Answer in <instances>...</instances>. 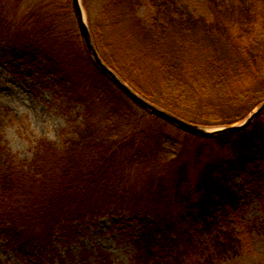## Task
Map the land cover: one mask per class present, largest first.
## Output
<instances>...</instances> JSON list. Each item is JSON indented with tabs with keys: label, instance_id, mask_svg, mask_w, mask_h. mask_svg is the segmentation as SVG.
I'll return each mask as SVG.
<instances>
[{
	"label": "trees",
	"instance_id": "trees-1",
	"mask_svg": "<svg viewBox=\"0 0 264 264\" xmlns=\"http://www.w3.org/2000/svg\"><path fill=\"white\" fill-rule=\"evenodd\" d=\"M187 2L101 0L96 19L87 17L94 46L159 108L208 127L237 123L264 101V0H203L200 14ZM17 5L0 0L3 56L54 75L81 106V122L60 146L38 138L29 158L0 144L5 246L26 264H76L57 248V235L128 217L138 228L129 264H228L241 256L256 225L264 233V111L238 133L201 137L174 126L172 137L173 125L130 101L94 64L65 9L49 2L18 16ZM234 174L256 196L260 218L245 222ZM89 257L87 264H112L104 252Z\"/></svg>",
	"mask_w": 264,
	"mask_h": 264
},
{
	"label": "rangeland",
	"instance_id": "rangeland-1",
	"mask_svg": "<svg viewBox=\"0 0 264 264\" xmlns=\"http://www.w3.org/2000/svg\"><path fill=\"white\" fill-rule=\"evenodd\" d=\"M11 1V0H10ZM66 0H18L17 15L38 10L49 2L65 9L68 24L78 30L70 4L61 5ZM86 16L96 19L101 0H81ZM188 9L202 13L203 0H187ZM71 9V10H70ZM149 7L143 5L139 13L144 16ZM89 13V14H88ZM80 34V33H79ZM81 106L69 102L57 79L52 74H42L36 65L12 56H3L0 48V144L5 145L19 158H29L35 141L47 138L61 145L63 136L71 131L74 123H80ZM167 132L178 136L177 129L167 126ZM264 157V155H263ZM238 203L245 211V222L260 218L256 196L243 183L239 174L229 177ZM259 224V223H258ZM256 231L249 234V244L241 249V256L228 264H264V233L256 225ZM138 228L126 218H101L96 223L80 226L68 235L55 237L57 248L73 257L76 264L88 263L92 257L86 255L104 252L111 257L112 264H129L133 253L130 237ZM0 264H26L19 256L7 248L0 239ZM30 264H37L31 261Z\"/></svg>",
	"mask_w": 264,
	"mask_h": 264
},
{
	"label": "water",
	"instance_id": "water-1",
	"mask_svg": "<svg viewBox=\"0 0 264 264\" xmlns=\"http://www.w3.org/2000/svg\"><path fill=\"white\" fill-rule=\"evenodd\" d=\"M73 13L79 29L85 49L94 64L106 74L115 85L128 97V99L142 108L148 110L152 115L177 127L180 131L201 137H212L220 133L234 134L247 129L251 123L264 111V101L253 108L251 112L240 122L218 127H208L185 121L161 108L150 103L131 87H129L112 69H110L99 56L91 36L87 16L81 0H71Z\"/></svg>",
	"mask_w": 264,
	"mask_h": 264
}]
</instances>
